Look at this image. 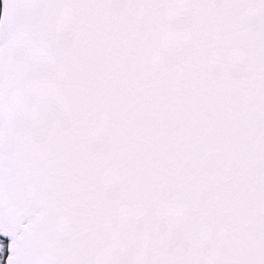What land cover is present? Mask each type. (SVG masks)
Listing matches in <instances>:
<instances>
[{
    "label": "snow or ice",
    "instance_id": "snow-or-ice-1",
    "mask_svg": "<svg viewBox=\"0 0 264 264\" xmlns=\"http://www.w3.org/2000/svg\"><path fill=\"white\" fill-rule=\"evenodd\" d=\"M0 264H264V0H0Z\"/></svg>",
    "mask_w": 264,
    "mask_h": 264
}]
</instances>
